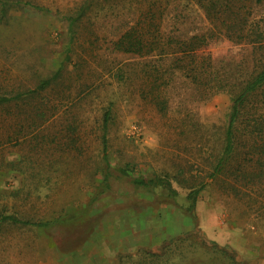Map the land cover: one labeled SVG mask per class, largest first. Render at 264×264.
I'll use <instances>...</instances> for the list:
<instances>
[{"label": "rangeland", "instance_id": "1", "mask_svg": "<svg viewBox=\"0 0 264 264\" xmlns=\"http://www.w3.org/2000/svg\"><path fill=\"white\" fill-rule=\"evenodd\" d=\"M22 1L0 17V94L60 73L0 107V215L18 219L0 224V264H264V185L209 178L229 95L205 99L167 60L116 48L158 2L165 35L225 24L206 47L216 68L233 67L248 50L224 28L264 24V0H209V15L199 0H91L71 28L87 0ZM103 137L114 172L128 163L130 177L156 175L172 191L129 177L104 190ZM202 183L192 220L186 195Z\"/></svg>", "mask_w": 264, "mask_h": 264}, {"label": "trees", "instance_id": "2", "mask_svg": "<svg viewBox=\"0 0 264 264\" xmlns=\"http://www.w3.org/2000/svg\"><path fill=\"white\" fill-rule=\"evenodd\" d=\"M91 0H87L75 18H67L69 28L82 20ZM209 0H199L198 6L205 15L208 12ZM19 4L28 5L22 0H0V17L4 18L6 11ZM141 14L142 21H132L130 28L118 39L116 48L124 53L138 56H155L169 62L194 88H202L205 99L218 93L229 95V108L226 115V126L223 134V145L209 178L233 180L236 183H249V191L264 185V24H233L226 25L224 30L230 41L247 48L246 59L233 67L216 68L211 58L210 48L206 47L210 40L217 38L223 25L202 34L180 39L177 36L165 35L163 25L164 10L158 2L150 3ZM34 7V6H33ZM36 8V7H35ZM40 9V8H39ZM236 33V34H235ZM60 73L55 72L49 79L43 80L33 91L16 93L13 96L0 94V107L15 101L26 99L49 86ZM15 105H17L15 103ZM108 113L103 120L106 129ZM102 155L106 164L102 180L104 190L109 188L108 180L130 178L133 186L145 189L165 187L170 190L168 182L154 175L130 177L133 169L126 164L118 170L111 168L107 157V143L102 139ZM207 185L202 183L197 188L190 189L186 195L188 203L185 208L188 216L195 220L194 208L198 195ZM172 191V190H170ZM10 221L17 223L13 216L0 215V224ZM30 224L28 222H23ZM39 223L36 226H46ZM225 252V250L220 251Z\"/></svg>", "mask_w": 264, "mask_h": 264}]
</instances>
